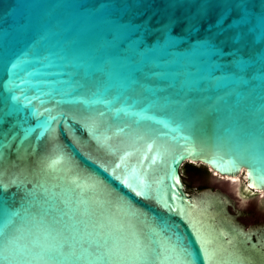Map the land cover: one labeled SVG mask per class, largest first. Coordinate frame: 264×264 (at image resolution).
<instances>
[{
  "label": "water",
  "instance_id": "95a60500",
  "mask_svg": "<svg viewBox=\"0 0 264 264\" xmlns=\"http://www.w3.org/2000/svg\"><path fill=\"white\" fill-rule=\"evenodd\" d=\"M239 177L264 192V0H0V264H264Z\"/></svg>",
  "mask_w": 264,
  "mask_h": 264
},
{
  "label": "rangeland",
  "instance_id": "374dc122",
  "mask_svg": "<svg viewBox=\"0 0 264 264\" xmlns=\"http://www.w3.org/2000/svg\"><path fill=\"white\" fill-rule=\"evenodd\" d=\"M183 177L188 185L190 192H200L204 189H225L226 183L218 176L212 174L208 168L197 165H185L182 169ZM255 197L251 195L247 201L253 200ZM238 209L244 211L246 216L241 221L247 225H263L264 224V199L253 200L251 203H243L237 205Z\"/></svg>",
  "mask_w": 264,
  "mask_h": 264
},
{
  "label": "bare ground",
  "instance_id": "6f19581e",
  "mask_svg": "<svg viewBox=\"0 0 264 264\" xmlns=\"http://www.w3.org/2000/svg\"><path fill=\"white\" fill-rule=\"evenodd\" d=\"M219 177V176H218ZM221 179V178H218ZM225 180H223L224 182ZM240 181L242 182L241 178L239 177L237 180L235 181H231L232 182V186L233 188H239L238 190H234L237 194L240 193L241 198L240 200H242L243 203H251L253 200H261L264 198V192H261L260 194H258L257 192H255V190H251V188L248 187V185H244V187L241 186V184L239 185ZM227 183V182H226ZM230 183V182H229ZM229 184H227L228 186ZM241 188V189H240ZM254 196L255 198L253 200H248L249 197Z\"/></svg>",
  "mask_w": 264,
  "mask_h": 264
}]
</instances>
